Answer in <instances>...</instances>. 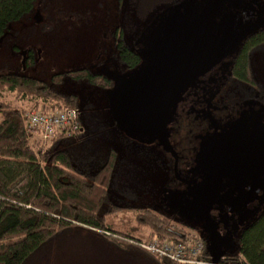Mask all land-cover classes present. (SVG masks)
Returning <instances> with one entry per match:
<instances>
[{
  "label": "trees",
  "instance_id": "obj_1",
  "mask_svg": "<svg viewBox=\"0 0 264 264\" xmlns=\"http://www.w3.org/2000/svg\"><path fill=\"white\" fill-rule=\"evenodd\" d=\"M37 1L0 0V37L12 23L30 14ZM178 1L126 0V5L143 21L157 9ZM117 41L120 61L129 70L135 68L140 56L122 38ZM248 58L246 55L243 61L246 69ZM64 74L101 87L110 82L86 67ZM64 74L54 78L61 80ZM0 89L39 97L35 106L41 102L44 111L50 109L49 105L78 109L76 95L59 93L35 77L0 73ZM26 112L0 102V264H177L156 258L139 247V238L105 224L106 215L128 208L109 203L107 187L122 184L128 194H138L143 190L141 165L134 159L129 161L121 176L116 173L114 160H108L100 171L87 175L74 167L64 148L55 145L69 137L89 141L96 134L83 135L82 129L42 145L25 127ZM93 122L88 121L89 129ZM125 190L120 193L126 194ZM106 202L109 206L103 209ZM147 212L137 214L135 219L152 234L181 237L182 232L163 226L158 217ZM238 242L237 253L226 254L220 264H264V209L242 229ZM206 256L209 258L207 252Z\"/></svg>",
  "mask_w": 264,
  "mask_h": 264
},
{
  "label": "rangeland",
  "instance_id": "obj_2",
  "mask_svg": "<svg viewBox=\"0 0 264 264\" xmlns=\"http://www.w3.org/2000/svg\"><path fill=\"white\" fill-rule=\"evenodd\" d=\"M163 8L157 9L141 21L126 5V0H38L30 14L12 23L0 37V73L35 77L51 85L59 93L77 96L83 135L92 133L96 136L89 141H79L69 137L63 139V143H55V146L62 147L68 152L76 169L91 175L97 170L100 171L108 160L111 162L114 160V165H117L116 173L122 174L124 164L133 159L144 169L141 175V187L145 195H142L140 201L138 199L133 201L132 198L122 194L125 190L122 184H110L107 187L109 203L127 205L128 208L106 215L104 218L108 227L131 234L141 241L153 238L167 239L152 234L149 227L141 225L135 219L137 214L146 213L144 211L146 208L143 207L145 202L154 199L160 191L163 185L160 174L164 173V170L161 169V173L157 174L153 170L157 171V168L148 158L149 155L146 157L130 155L135 150H143L147 153L150 151V146L129 138L116 127L109 101L121 86L126 87L133 78L141 74L147 64L146 59L141 55L140 63L134 69L128 70L120 61L117 40L122 38L127 46L135 49L134 40L153 21L154 15ZM128 22L130 25H127ZM26 48L33 50V56L29 58L27 64L24 63L22 55ZM82 67L90 69L92 73L108 77L111 86L93 85L64 74ZM252 70L258 80L262 81L264 51L253 56ZM57 74L64 76L61 80H56L54 77ZM37 98L39 97L30 98L28 95L25 97L22 92L0 89V102L25 110L26 113L41 110V102L38 107L35 106ZM93 120V128L89 129L88 121ZM164 167L166 170L169 169L167 165ZM139 196L138 193L136 198ZM108 206L106 202L103 209ZM153 208V212L147 213L158 217L163 226L176 228L186 234L198 233L203 239L207 238L208 232L200 222H191L192 224L188 225L178 217H174L167 206L164 207L165 210L157 204ZM262 209L264 206H258L248 213L244 221L233 226L234 229L225 245L228 254L237 253L238 238L242 229L251 223Z\"/></svg>",
  "mask_w": 264,
  "mask_h": 264
},
{
  "label": "water",
  "instance_id": "obj_3",
  "mask_svg": "<svg viewBox=\"0 0 264 264\" xmlns=\"http://www.w3.org/2000/svg\"><path fill=\"white\" fill-rule=\"evenodd\" d=\"M225 1L228 0H180L156 13L140 33L134 46L135 52L147 61L145 70L126 87L121 86L109 101L114 123L126 136L146 143L140 138L155 129L164 145L169 146L167 125L180 94L232 55L250 32L264 27V16L245 31L241 30L242 20L234 19L237 17L226 18L221 24L215 22L220 5ZM262 119L264 111H245L232 124L234 128L236 124L241 126L243 132L235 134V138L225 135L216 144L204 148L206 154L199 159L206 169L202 184L195 188L191 198H181L180 205L168 206L188 221L200 222L208 229V236L203 240L211 264H220L228 254L225 250L227 236L224 242L210 215L213 198L221 192L218 174L228 175L227 170L233 167L235 159L264 162L261 146L264 147V143L260 142L263 138H260L258 125ZM216 161L222 162L221 170H216ZM248 170L254 172L252 168ZM239 206L242 221L257 208L245 209L243 201ZM258 206H264V202Z\"/></svg>",
  "mask_w": 264,
  "mask_h": 264
},
{
  "label": "flooded vegetation",
  "instance_id": "obj_4",
  "mask_svg": "<svg viewBox=\"0 0 264 264\" xmlns=\"http://www.w3.org/2000/svg\"><path fill=\"white\" fill-rule=\"evenodd\" d=\"M263 16L264 0H228L220 5L215 22L221 24L226 22V18L237 17L234 19L242 20L241 30L245 31ZM216 30H219L218 27ZM116 32L118 34L117 30ZM263 48L264 27H261L250 32L232 55L224 58L207 74L184 89L176 100L171 116L169 115L167 137L170 147L164 145L155 129H150L146 137L140 138L146 140V143L136 140L141 144L149 145L150 151L145 153L143 150H135L130 155H149V159L157 168V171L153 170L157 174L161 173V169L164 170V173L160 174L163 185L154 199L145 202L143 207L146 211L153 212V206L156 204L165 210L166 206L180 205L181 198H191L195 188L205 179L206 169L199 160L206 154L203 153V149L216 144L225 135L235 138V134L243 132L241 126L236 124L235 128L233 127V123L243 112L264 111V94H262L264 78L262 81L258 80L252 70L253 56L264 51ZM24 50L22 55L24 63L27 64L29 58L33 56V50L31 48ZM246 55H249L248 71L246 66H243ZM106 84L108 86L105 87L111 86L110 82ZM258 125L260 138H263L260 140L262 144L264 120L259 121ZM261 146L263 150L264 147ZM246 161L235 159L232 163L233 167L227 170L228 175L218 174L221 192L218 197L213 198L210 215L217 224L224 242L226 236L228 241L233 226L243 220L239 212L241 201L246 203L245 209L258 207L264 202V162L251 163L248 159ZM165 165L169 169L166 170ZM124 166L121 176L130 164ZM221 167L222 162L216 161V170H221ZM250 168L254 170L253 173L248 170ZM138 193L139 198H136V193L130 195L126 191L124 194L133 201L137 199L140 201L145 193L143 190ZM168 208L173 212L174 217H178L188 225L192 224V221L183 218L178 211ZM204 230L209 233L208 229Z\"/></svg>",
  "mask_w": 264,
  "mask_h": 264
},
{
  "label": "built area",
  "instance_id": "obj_5",
  "mask_svg": "<svg viewBox=\"0 0 264 264\" xmlns=\"http://www.w3.org/2000/svg\"><path fill=\"white\" fill-rule=\"evenodd\" d=\"M47 111H32L26 114L24 124L42 144L59 135H71L79 132L81 111L77 108H60L49 105ZM139 247L158 259L172 261L177 264H211L206 256V244L198 233H181L178 239L153 238L139 241Z\"/></svg>",
  "mask_w": 264,
  "mask_h": 264
},
{
  "label": "crops",
  "instance_id": "obj_6",
  "mask_svg": "<svg viewBox=\"0 0 264 264\" xmlns=\"http://www.w3.org/2000/svg\"><path fill=\"white\" fill-rule=\"evenodd\" d=\"M80 131H82V129Z\"/></svg>",
  "mask_w": 264,
  "mask_h": 264
}]
</instances>
